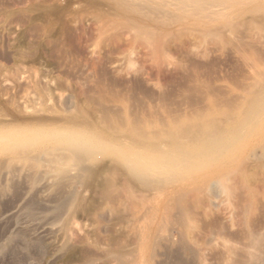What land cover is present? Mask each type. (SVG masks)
Returning a JSON list of instances; mask_svg holds the SVG:
<instances>
[{
	"label": "rangeland",
	"instance_id": "1",
	"mask_svg": "<svg viewBox=\"0 0 264 264\" xmlns=\"http://www.w3.org/2000/svg\"><path fill=\"white\" fill-rule=\"evenodd\" d=\"M0 109V264L264 253V0H0Z\"/></svg>",
	"mask_w": 264,
	"mask_h": 264
},
{
	"label": "clouds",
	"instance_id": "2",
	"mask_svg": "<svg viewBox=\"0 0 264 264\" xmlns=\"http://www.w3.org/2000/svg\"><path fill=\"white\" fill-rule=\"evenodd\" d=\"M102 139L103 137L100 134L86 136L78 142V150L86 155L102 156L104 155V149L98 146V142ZM217 144L220 146V151L216 153L215 158L218 162L223 163L227 155L236 147L237 141L234 135L229 133L223 135ZM124 163L130 167H136L139 162L129 154L124 157Z\"/></svg>",
	"mask_w": 264,
	"mask_h": 264
},
{
	"label": "bare ground",
	"instance_id": "3",
	"mask_svg": "<svg viewBox=\"0 0 264 264\" xmlns=\"http://www.w3.org/2000/svg\"><path fill=\"white\" fill-rule=\"evenodd\" d=\"M30 67H31V66H30ZM32 68H33V67H32ZM43 69H45V68H43ZM43 71H44V70H43ZM55 84H56V83H55ZM45 87H46V86H45ZM35 89H36V88H35ZM37 89H38V88H37ZM39 89H40V88H39ZM49 89H50V88H49ZM49 89H48V90H49ZM55 89L60 90V88H55ZM45 91H47V90L45 89ZM45 91H43V92H45ZM47 92H48V91H47ZM47 92H45V93H47ZM49 92H50V91H49ZM45 93H44V94H45ZM52 93H53V92H52ZM35 94H36V93H35ZM44 94H43V95H44ZM47 94L50 96L49 93H47ZM37 95H38V94H37ZM39 95L41 96L40 91H39ZM43 95H42V96H43ZM48 95H47V97L50 98ZM40 96H39V98H40ZM45 96H46V94L44 95V97H45ZM51 96L53 97V95H51ZM44 97H43V98H44ZM47 97H46V98H47ZM48 98H47V99H48ZM40 99H42V98H40ZM42 100H43V99H42ZM50 100H51V99H50ZM27 101H28V100H27ZM29 101H30V99H29ZM43 101L46 102L47 100L45 101V99H44ZM52 101H53V100H52ZM36 102H37V101H36ZM30 103H31V102H30ZM34 103H35V102H34ZM32 104H33V103H32ZM36 104H37V103H36ZM38 104H39V103H38ZM46 104H47V103H46ZM39 106H40V104H39ZM42 106H43V105H42ZM26 107H27V106H26ZM40 107H41V106H40ZM50 107L53 108L54 106L50 105ZM43 108H44V107H43ZM77 108H78V107H77ZM79 108H80V107H79ZM25 109H26V108H25ZM41 109H42V107H41ZM48 109H49V107H48ZM48 109H46V110H48ZM0 110H1V109H0ZM34 110H35V109H34ZM77 110H78V109H77ZM77 110H76V111H77ZM79 110H80V112H81V109H79ZM83 110H84V109H83ZM35 111H36V110H35ZM38 111H40V110H38ZM43 111H44V110H43ZM48 111H50V110H48ZM0 112H1V111H0ZM2 112H3V111H2ZM46 112H47V111H46ZM46 112H45V113H46ZM55 112H56V111H55ZM69 112H70V111H69ZM26 113H27V112H26ZM43 113H44V112H43ZM47 113H48V112H47ZM73 113H74V112H73ZM82 113H83V112H82ZM18 114H19V113H18ZM21 114H23V113H21ZM85 114H86V113H85ZM71 115H72V114H71ZM74 115H76V112H75ZM40 116H41V115H40ZM62 116H63V115H62ZM8 117H9V116H8ZM11 117H12V116H11ZM11 117H10V118H11ZM64 117H65V116H64ZM41 118H43V117H41ZM76 118H77V117H76ZM68 119H69V118H68ZM69 120H70V119H69ZM84 123H85V122H84ZM78 168H80V167L78 166ZM80 169H81V171H82V170H83V171H86V169L83 168V167H81ZM80 169H78V170L80 171ZM7 181H8V180H7ZM11 182H12V181H11ZM13 182H14V181H13ZM9 183H10V182H9ZM16 185H17V184H16ZM1 186H2V185H1ZM10 187H11V186H10ZM0 189H1V188H0ZM11 189H12V188H11ZM11 189H9L8 191H10ZM15 189H17V188H15ZM3 191H4V190H3ZM13 191H14V189H13ZM4 192H5V191H4ZM4 192H3V193H4ZM65 193H66V192H65ZM7 194H8V193H7ZM69 196H70V195H69ZM60 197H61V196H60ZM64 198H65V197H64ZM58 199H59V198H58ZM69 200H70V199H69ZM6 201H7V200H6ZM67 203H69V201H68L67 198H66V199H61L59 205L62 206V208H64V207L67 205ZM23 207H24V206H23ZM23 211H26V209L23 210ZM32 211H33V210H32ZM32 211H31V212H32ZM26 213H27V212H26ZM26 213H24V214H26ZM29 214H30V212H29ZM30 215H31V214H30ZM26 216L28 217V215H26ZM28 218H29V217H28ZM30 218H31V217H30ZM256 242H258V241H256ZM256 242H255V243H256ZM258 243H259V245H257V243H256L257 247H259V246L261 247L260 242H258ZM256 245L254 244V246H256ZM262 249H263V248H262ZM263 250H264V249H263ZM260 251H262V250H260ZM257 253H258V252H257ZM250 256H251V258H252V263H253V264H264V253L262 254V253L260 252V255H259V254H258V255H254V254H252V255H250Z\"/></svg>",
	"mask_w": 264,
	"mask_h": 264
}]
</instances>
